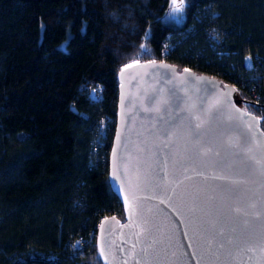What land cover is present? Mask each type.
Listing matches in <instances>:
<instances>
[{
    "label": "trees",
    "instance_id": "trees-1",
    "mask_svg": "<svg viewBox=\"0 0 264 264\" xmlns=\"http://www.w3.org/2000/svg\"><path fill=\"white\" fill-rule=\"evenodd\" d=\"M173 1L0 0V264H103L96 234L84 240L108 216L125 220L108 165L117 74L132 62L233 85L264 133V0H186L180 23L166 20ZM206 3L218 15L199 19ZM255 54L256 74L241 66Z\"/></svg>",
    "mask_w": 264,
    "mask_h": 264
},
{
    "label": "water",
    "instance_id": "water-1",
    "mask_svg": "<svg viewBox=\"0 0 264 264\" xmlns=\"http://www.w3.org/2000/svg\"><path fill=\"white\" fill-rule=\"evenodd\" d=\"M182 0H176L180 6ZM103 264H264V133L233 85L166 61L117 74Z\"/></svg>",
    "mask_w": 264,
    "mask_h": 264
},
{
    "label": "built area",
    "instance_id": "built-area-1",
    "mask_svg": "<svg viewBox=\"0 0 264 264\" xmlns=\"http://www.w3.org/2000/svg\"><path fill=\"white\" fill-rule=\"evenodd\" d=\"M218 15V11L215 8L213 3H206L204 5L201 6L200 9H198L197 11V17L200 19V17L203 20L209 19V18H213L216 17ZM172 49V47H170L168 44L164 43L162 49H161V55L164 56L165 54H167L170 50ZM155 61V60H153ZM139 62V61H138ZM234 64H231V68H234L233 66ZM262 62H261V57L258 54L255 55H246L242 58L241 61V66L245 69L251 70L253 73H257L258 69L261 67ZM250 95L253 98H258V93L255 89H251L250 91ZM96 98H101L100 93L98 92L97 95L95 96ZM109 127V123L107 120H102V123L100 125L99 128V133H98V137L95 141V153L97 154L99 149L101 147H103L104 145V140L106 139L107 135H106V128ZM96 162H98V155L95 158L94 161H91V165L95 164ZM115 216V215H113ZM97 233V231L95 232L94 230L91 232L90 238L85 239L84 242L85 243H92L93 242V238L94 235ZM96 236V235H95ZM94 243H96V241H94ZM82 244H78L76 246V249H82Z\"/></svg>",
    "mask_w": 264,
    "mask_h": 264
},
{
    "label": "rangeland",
    "instance_id": "rangeland-1",
    "mask_svg": "<svg viewBox=\"0 0 264 264\" xmlns=\"http://www.w3.org/2000/svg\"><path fill=\"white\" fill-rule=\"evenodd\" d=\"M176 1V0H175ZM186 6V0H182V3L180 4V6H175V2L173 1V6L172 8L169 10L168 14H167V21L169 22H175V23H180L184 20V7ZM179 8V11H175L174 9ZM138 61L132 62L130 64H135Z\"/></svg>",
    "mask_w": 264,
    "mask_h": 264
},
{
    "label": "snow or ice",
    "instance_id": "snow-or-ice-1",
    "mask_svg": "<svg viewBox=\"0 0 264 264\" xmlns=\"http://www.w3.org/2000/svg\"><path fill=\"white\" fill-rule=\"evenodd\" d=\"M174 2H175V0H174ZM175 11H179L180 9L179 8H176V9H174Z\"/></svg>",
    "mask_w": 264,
    "mask_h": 264
}]
</instances>
